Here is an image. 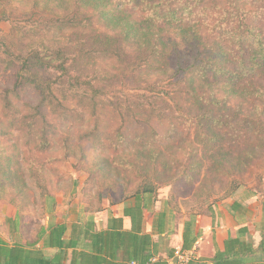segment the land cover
<instances>
[{
  "label": "rangeland",
  "instance_id": "rangeland-1",
  "mask_svg": "<svg viewBox=\"0 0 264 264\" xmlns=\"http://www.w3.org/2000/svg\"><path fill=\"white\" fill-rule=\"evenodd\" d=\"M147 1L155 0H0V234L10 243L33 242L50 223L92 220L97 229L102 228L111 215L135 202V193L143 184H150L155 191L145 210V227L156 234L158 215L166 211L164 246L180 249L179 234L187 220L192 219L195 230L201 231L195 253L179 252V261L211 252L216 230L222 225L236 233L239 226H248V237L256 245L264 224L260 210L264 202V135L250 133L238 138L222 126L223 133L200 122L190 108V96L181 95L185 83L192 84L187 77L191 74L178 65L187 64L188 49L176 52L169 59L171 64L156 57L146 59L152 51L147 41L152 35L166 38L169 46H173L170 40L183 37H195L200 44L212 41L217 49L219 42L231 52L233 44L226 30L232 0H176V18L183 22L162 23V28L145 22L148 14L141 7ZM260 1L251 8L255 13L251 18L257 33L264 34V4ZM208 8H217L218 14ZM136 21L149 29L143 34L146 45L133 39L128 30ZM33 49L50 52L59 63L66 59L72 82H79L80 76L93 85L127 92L133 100L131 106L140 103L149 110L136 118L148 120L151 113L156 132L149 135L151 143L143 145L139 137L121 147L120 135L135 132L136 118L129 123L134 128L129 129L124 122L130 117L123 119L111 111L101 112L96 120L90 115L92 108L84 109L77 95L71 94L70 77L61 82L59 74L51 72L41 77L42 87L48 91L52 84L51 89L63 87V91L44 108L50 127L35 131L44 133L38 137H49L52 148L38 147L37 135L28 129L22 132L11 121L24 113L33 114L28 105L35 108L40 101L35 88L18 85L16 78L17 68L24 67L23 60ZM252 66L240 68L239 88L246 94L253 87L264 93V66ZM225 75L221 72L215 82L224 84ZM125 92L117 94L120 100ZM247 96L237 95L240 107L229 104L239 110L236 117L242 118V112L249 110V117L256 115L264 121L262 101ZM7 97L11 107L5 110ZM111 97L106 102L117 103ZM41 118H36L38 125ZM237 124L246 127L243 121ZM97 125L104 141L83 139ZM233 201L242 204L238 211L231 209ZM44 251L47 255L55 252L51 248Z\"/></svg>",
  "mask_w": 264,
  "mask_h": 264
},
{
  "label": "trees",
  "instance_id": "trees-1",
  "mask_svg": "<svg viewBox=\"0 0 264 264\" xmlns=\"http://www.w3.org/2000/svg\"><path fill=\"white\" fill-rule=\"evenodd\" d=\"M257 1L260 0H232V9L228 11L227 20L229 28L226 30L229 35V42L233 44L231 52L228 47L221 45L219 42L217 44L220 48L217 49L212 45V41L200 44L195 37L190 39L183 37L178 41L170 40L173 46H169L165 40L166 38L162 36L155 37L152 35L147 40L152 47V51L148 54L149 57L146 58L147 60L156 57L163 63L171 64L169 59H173L174 55L178 54L176 52L182 49L190 51L188 56H184L187 64L185 62L178 64L179 67L183 68V72L191 74L187 77H190L189 80L192 82L190 85L187 83L189 81L185 83L181 95L190 96V108L197 113L201 123L205 121L210 128L214 130L218 128L220 132L223 128L229 129L238 138H247L250 133L264 135L262 117L257 118L256 115L249 117V110L242 112V118H237L235 115L239 111L235 106L240 107L242 103L235 101L238 98L237 95L245 97L248 95V98L251 95L254 99H260L264 104L263 92L253 87L254 91H249L246 94L245 91L239 88V81L243 77L239 76L240 68H249L250 63H253L252 68H254V65L258 68L264 66V34L257 33L253 18H251L255 15L251 8L256 7L255 3ZM260 2L264 4V0ZM175 3L176 0L145 2L141 7V11L148 14L144 18L145 22L150 27L156 26L158 28L163 27L162 23L183 22L182 19L176 18L177 9L173 6ZM242 8L244 14L239 15L238 13L243 10ZM208 10L213 14H218L217 8H208ZM263 10L264 6H262ZM140 23L139 21L132 25L130 23L128 30L131 32L133 39L142 43L144 40L143 34H148L149 29L142 27L139 25ZM145 42H143L144 45H146ZM235 44L239 46V49ZM234 55H236V58H231ZM246 55H248V60L245 58ZM109 56L111 58L115 57ZM18 57L19 59L22 58L21 55ZM57 60L58 58L50 52L42 53L38 49H33L23 60L24 67L17 68L18 85H29L35 88L40 101L35 108L28 105L32 110L29 112H34L30 116L24 113L21 118L11 120L13 126L22 132L28 129L34 134L38 129L45 131L50 127L45 118L44 108L54 103L56 94L63 91V87L51 89V84L48 86L49 90L46 91L45 86L42 87L40 79L43 75L54 72L59 74L58 78L61 82L65 81V77H70L68 88H70L71 94L77 95V102L84 109L92 108L90 115L96 120H98L100 113L104 111L116 113L123 119L130 117L126 122H123L128 129L134 126L135 132L130 131L132 134L127 136L120 135L119 145L121 147H127V145L135 143L139 137H141L140 142L143 145L151 143L148 140L149 135L152 132L156 133L152 126L151 113L148 120L136 118L138 113L149 110H145L140 103L131 106L132 97L119 88H112L105 84L93 85L91 81H82L83 78L80 76L78 77L79 82H72L73 74L68 61L63 59L59 63ZM223 71L226 74L224 76L225 83L218 84L219 82L215 81L220 78L219 75ZM237 76L239 77L237 78ZM75 89L82 90V93H78ZM104 89L107 91L103 92ZM122 92L125 93L122 94V100H120V96L117 94ZM108 95H112L111 98H116L117 103L110 100L109 104L112 105L110 106L106 102ZM5 99L4 106L6 110L7 107H11V101L9 97ZM121 101L124 103H121ZM38 116H42L39 125L36 121ZM135 118L133 126H129V123ZM242 121L245 123V128H241L237 124V122ZM41 122L45 125H42ZM262 125L263 128H261ZM221 126L223 128H220ZM43 134H37V132L35 134L38 139V147H41L42 150L52 148L49 137H38ZM35 136L33 137L34 141ZM83 139H93L97 143H102L104 136L97 125L92 130L87 131ZM154 191L152 185L143 184L141 189L135 193V202L125 206L120 215H111L108 218L107 227L104 229H97L95 222L92 220L85 223L76 221L72 224L65 222L50 223L48 227L40 229L36 240L27 244L10 243L0 235V264H264V225L258 245H255L249 239L248 226H241L236 236L224 240L222 248L216 247L213 256H190L186 261H179L178 253L192 250L201 237V231L195 230L194 222L190 219L184 224L182 248L178 250L169 244L164 246L162 241L164 240V234L168 231V224L167 213L162 211L158 215L157 223H155V231L159 236L156 240L153 234L145 229V210L149 207L151 194ZM241 207L242 204L237 201H233L231 204L233 211H238ZM124 217L130 218V228L124 227ZM40 243L41 245H39ZM44 248L54 249L55 252L47 255Z\"/></svg>",
  "mask_w": 264,
  "mask_h": 264
},
{
  "label": "crops",
  "instance_id": "crops-1",
  "mask_svg": "<svg viewBox=\"0 0 264 264\" xmlns=\"http://www.w3.org/2000/svg\"><path fill=\"white\" fill-rule=\"evenodd\" d=\"M226 210V209H225ZM260 210H261V215L263 214V212H264V210H263V206L260 208ZM227 211V210H226ZM226 214V213H225ZM223 212H222V215H223V218L225 217L227 220H228V217L225 215ZM113 215H115V216H118V215H120V213L119 212H117V213H115V214H113ZM188 221V220H187ZM107 222H108V220H107ZM107 222H106V224H104L103 225V227L102 228H99V229H104V228H106L107 227ZM185 224V223H184ZM264 225V224H263ZM242 226H246V225H242ZM124 227L125 228H130L131 227V221H130V218H128V217H124ZM241 226H239V228H240ZM150 227H145V229H146V231L147 232H149V233H151L148 229H149ZM238 228V229H239ZM262 228H263V226H262ZM262 228H261V230H260V235H259V238H258V241L256 242V245H258L259 244V242H260V240H261V231H262ZM183 230H184V226H183ZM183 230L180 232V234H179V236H180V249L182 248V244H183ZM198 231V230H197ZM238 231V230H237ZM152 233H153V231H152ZM238 233V232H237ZM237 233L235 232V231H233V229H231V228H229L228 230H225V228H224V226L222 225V227H220V228H217V230H216V233H215V239H214V247H213V250H211V252H209L208 254H206V257H210L212 254L214 255V253H212V252H214L215 251V249H216V247H219V248H222L223 247V244H224V240L225 239H227V238H229V237H234V236H236L237 235ZM1 235V234H0ZM2 236V235H1ZM153 236L155 237V236H157L156 234H153ZM3 237V236H2ZM4 238V237H3ZM6 239V238H5ZM202 239H199L198 241H197V243H196V245L194 246V248L192 249V250H189V251H186V252H184V253H188V254H190V255H192V253L194 254L195 253V251H196V246L198 247V244L200 245V241H201ZM207 243V242H206ZM208 244V243H207ZM204 245H206V244H204ZM206 246H208V245H206ZM173 247H175V246H173ZM175 248H177V247H175ZM207 248V250L209 249L208 247H206ZM180 249H178V250H180ZM212 255V256H213ZM196 256H202V253H199L198 255H196Z\"/></svg>",
  "mask_w": 264,
  "mask_h": 264
}]
</instances>
